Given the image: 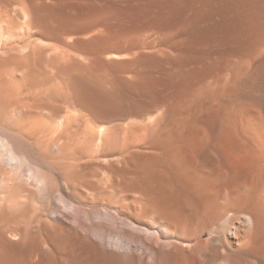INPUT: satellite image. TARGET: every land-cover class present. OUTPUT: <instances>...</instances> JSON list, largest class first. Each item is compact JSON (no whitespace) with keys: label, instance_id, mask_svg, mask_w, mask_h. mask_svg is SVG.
Wrapping results in <instances>:
<instances>
[{"label":"bare ground","instance_id":"1","mask_svg":"<svg viewBox=\"0 0 264 264\" xmlns=\"http://www.w3.org/2000/svg\"><path fill=\"white\" fill-rule=\"evenodd\" d=\"M75 1L0 0V264H264V0H163V86Z\"/></svg>","mask_w":264,"mask_h":264},{"label":"rangeland","instance_id":"2","mask_svg":"<svg viewBox=\"0 0 264 264\" xmlns=\"http://www.w3.org/2000/svg\"><path fill=\"white\" fill-rule=\"evenodd\" d=\"M68 5H66L67 7L65 6L67 8L66 10H65V7L63 6V8H64L63 10L67 11V16H64V17L66 19V17L67 18L69 17L68 14L69 15L71 14L70 17H73V18L72 19L68 18L66 20L68 21L70 19L68 22L69 23L68 25L70 26L71 22H72V25L74 26V27H72V25H71L72 28H75L77 30H81L83 28V26H85L87 23H93L94 24L96 22L101 23V21H102V25L96 23V26H98L100 28L103 27L105 29V31H104V33H102L96 37L94 46L96 48H97V45L101 46L102 49H100L101 47H99V49H97L100 51H104V48H105V50L108 51V52L104 51L105 53H110L111 51L109 49H112L113 53L119 55V57L113 58V60H110V63L112 62L111 65L116 64L115 65L116 67H120V66L122 67V65L125 64V61L127 60V58H130V56H131V55H127L126 53H128V54L134 53V56L136 58H138V62L141 61V63L143 64V66L146 69H148L147 68L148 66L150 68L151 66L154 65V70H153V67H151L150 69L152 71L156 72V70H158V68H160L159 69L160 71H158V72L162 71L164 73L163 75H165V73H166L167 78L170 79L169 82L175 81L173 84L177 83V81L180 79L179 77H181L183 75H187L186 71L188 70V68H187L188 67V56H189L188 53L190 52L191 45H190V43L185 41V38H184L187 35V33L185 32V31H187V29H185V28H187V26L182 27V23L177 21L178 18L180 17V16L177 17L178 15H176V13H175V10H177V6H179L178 4L175 5L173 3L171 5V4H168L167 2H165L163 0H117V1L116 0H104V2L102 0H99V1H96L95 4L90 5V6L87 5L83 1H80V2L75 1L74 3H71V5H69L71 7H69ZM74 5H76V8H74ZM78 6H80V7L82 6L81 8L82 9L84 8V9L79 10V8H77ZM68 7H69V9H68ZM175 7H176V9H175ZM50 9H51V7H50ZM76 9H78V10H76ZM52 10L53 9H51V11ZM89 10L91 12L90 13L91 15H89ZM48 11H49V9H48ZM65 11H61L63 13V15L65 14L64 13ZM74 11L75 12L81 11L85 14V16H86L85 18H88L87 16H89L90 19L89 18L86 19L87 22H86V20L84 21L82 19L84 21L83 22L80 18L84 14H81V12L79 14L77 12L79 14V17H80V15H82V16L76 20V18H78V16H76L77 13H75ZM73 12L75 14H73ZM94 12L96 13V15H94L95 14ZM91 16H92V18H94L93 20L91 19ZM99 16L100 17L102 16V17L100 18ZM96 18H97V21L95 20ZM89 20L92 22H88ZM79 21L81 22L80 25H79V23H80ZM94 21H96V22H94ZM107 21L109 23H106ZM129 24H130V26H129ZM105 25H107V26H105ZM179 26H181L182 28ZM180 32H182V33L185 32L184 34H186V35L181 34ZM139 33L140 34L142 33L143 37H141L142 34L140 35ZM137 35L141 38L139 39L137 37ZM178 36H179V38H178ZM181 36H182V38H180ZM98 37H100V38H98ZM142 38H144L143 42H140V41H142L141 40ZM97 39H99V40H97ZM136 41H139L140 42V43L138 42L139 44L142 43L141 44L142 48L139 46L141 49L137 48L138 44L136 45V43H137ZM146 41H148L149 44ZM153 41H155V42H153ZM145 42L147 43L148 47H147ZM101 43H102V45H101ZM145 45H146L147 49H143L144 48L143 46H145ZM127 46L130 48H128ZM106 47H108V48L106 49ZM110 47H112V48H110ZM125 47H127V49ZM115 48H117L116 51L118 53L115 51ZM113 49H114V51H113ZM124 49H126V51ZM128 49H130L131 51ZM132 49L135 51H133ZM154 49H156V51ZM140 50H142V51H140ZM145 50H147V51H145ZM136 52H138V53L136 54ZM113 53H111V54H113ZM155 66L158 68H156ZM158 72H156L157 75H155L158 78L157 84H159L160 86H163L164 82H166L167 79L165 77H163L162 75L159 76ZM179 72H181V74L179 75V77H177L176 74H178ZM172 75L173 76L176 75V76L173 77ZM175 77H177V78H175ZM171 78H172V80H171ZM165 79H166V81H165ZM161 88H164V87H161Z\"/></svg>","mask_w":264,"mask_h":264}]
</instances>
